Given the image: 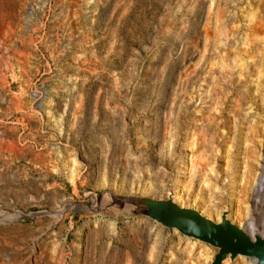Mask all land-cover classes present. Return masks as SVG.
I'll return each instance as SVG.
<instances>
[{"label": "rangeland", "instance_id": "obj_1", "mask_svg": "<svg viewBox=\"0 0 264 264\" xmlns=\"http://www.w3.org/2000/svg\"><path fill=\"white\" fill-rule=\"evenodd\" d=\"M146 201L264 237V0H0V264H212Z\"/></svg>", "mask_w": 264, "mask_h": 264}, {"label": "water", "instance_id": "obj_2", "mask_svg": "<svg viewBox=\"0 0 264 264\" xmlns=\"http://www.w3.org/2000/svg\"><path fill=\"white\" fill-rule=\"evenodd\" d=\"M148 213L168 225L175 224L181 232L202 241L219 246L212 264H217L229 252L233 257L237 253L253 256L257 264L264 261V238L253 235V241L242 229L229 223L224 217L220 222L213 223L193 210L182 209L170 201H146Z\"/></svg>", "mask_w": 264, "mask_h": 264}, {"label": "bare ground", "instance_id": "obj_3", "mask_svg": "<svg viewBox=\"0 0 264 264\" xmlns=\"http://www.w3.org/2000/svg\"><path fill=\"white\" fill-rule=\"evenodd\" d=\"M250 166H251V161H250ZM220 222V221H219ZM213 223H218V222H213ZM229 223H231V222H229ZM238 227V226H237ZM239 228V227H238ZM246 228L248 229V234L247 233H245L244 231H243V229H242V231L246 234V236L250 239V241H253V234H252V232H253V227H252V223L251 222H247V224H246ZM261 238H264V237H261ZM212 244V243H211ZM213 246H215V247H217L218 248V250H219V246L218 245H216V244H212ZM236 255H238V256H241V257H248V258H250L251 260H252V262H253V264H257V260H256V258L255 257H253V256H247V255H243V254H236ZM225 259L226 258H228V257H230V253L229 252H226L225 253ZM225 259H223V261L225 260ZM262 264H264V261L262 262Z\"/></svg>", "mask_w": 264, "mask_h": 264}, {"label": "crops", "instance_id": "obj_4", "mask_svg": "<svg viewBox=\"0 0 264 264\" xmlns=\"http://www.w3.org/2000/svg\"><path fill=\"white\" fill-rule=\"evenodd\" d=\"M26 146H27V149L29 150V147H31L32 145L30 144V143H28V144H26ZM3 151H6L5 150V148H4V150ZM29 160H31V158L29 157Z\"/></svg>", "mask_w": 264, "mask_h": 264}]
</instances>
